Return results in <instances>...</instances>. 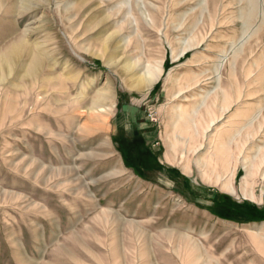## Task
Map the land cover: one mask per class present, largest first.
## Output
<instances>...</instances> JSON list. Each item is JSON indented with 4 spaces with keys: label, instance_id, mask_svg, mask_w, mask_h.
I'll return each instance as SVG.
<instances>
[{
    "label": "rangeland",
    "instance_id": "374dc122",
    "mask_svg": "<svg viewBox=\"0 0 264 264\" xmlns=\"http://www.w3.org/2000/svg\"><path fill=\"white\" fill-rule=\"evenodd\" d=\"M15 2L0 264H264V0Z\"/></svg>",
    "mask_w": 264,
    "mask_h": 264
},
{
    "label": "bare ground",
    "instance_id": "6f19581e",
    "mask_svg": "<svg viewBox=\"0 0 264 264\" xmlns=\"http://www.w3.org/2000/svg\"><path fill=\"white\" fill-rule=\"evenodd\" d=\"M2 2L10 3L11 9H13L15 7V4H16L15 0H0V3H2ZM20 46L21 45H18L16 47H13L12 49L8 50L5 53V55L0 59V62L4 61L3 63H5V64H13V65L16 64L19 61V59L21 58L20 57V53H19ZM28 51L31 53L30 56H27L29 58L30 65H29V69L26 71V73H27V75L32 77L33 75L37 74V71H38L37 70V65L40 64L41 59L38 57V55L34 54L33 51H31L30 48H28ZM75 104H77V106L80 107L78 103H75ZM36 106H37V100H36ZM44 110H49L50 111V107H48L47 109H44ZM53 110L57 114H60L61 111H62V108L55 107ZM78 111L79 110H75V112H73V114L77 113ZM16 112H17V115H18V118H19L20 115H21L20 114L21 112H18V111H16ZM87 117H88L89 121H92V120L94 121V119H93L94 116L92 114H90ZM85 125H87V123H85ZM91 127H92L93 130H98V127L94 128V124L91 125Z\"/></svg>",
    "mask_w": 264,
    "mask_h": 264
}]
</instances>
